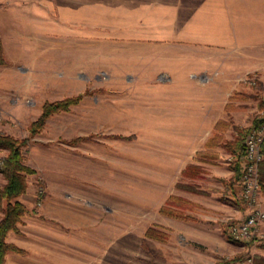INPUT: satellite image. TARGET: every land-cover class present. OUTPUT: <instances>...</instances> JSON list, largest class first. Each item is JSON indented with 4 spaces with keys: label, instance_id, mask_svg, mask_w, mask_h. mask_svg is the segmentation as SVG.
<instances>
[{
    "label": "rangeland",
    "instance_id": "1",
    "mask_svg": "<svg viewBox=\"0 0 264 264\" xmlns=\"http://www.w3.org/2000/svg\"><path fill=\"white\" fill-rule=\"evenodd\" d=\"M7 1L19 0L0 3ZM26 1L51 4L37 11L49 23L76 21L77 11L80 12L76 3L80 7L81 0ZM103 1L108 9L104 10L105 15L99 0H90L91 39L98 41L90 43L89 69H81L80 64V69L76 65L73 69L72 83L78 88L86 85L83 89L75 87L72 94L63 95L65 92L56 87L44 89L46 94L40 95L27 87L35 75L32 71H18L15 78L5 75L1 80L0 133L19 139L28 137L31 122L41 114H36L35 108L42 109L46 101L82 94L68 110L53 113L22 146L24 163L35 172L27 174V188L18 197L28 211L17 224L18 229L9 231L7 240L16 241L26 252H9L8 263L19 259L24 264H40L41 260L52 264H224L247 254L262 255V234L247 243L233 239V243H221L217 249L212 248L215 235L201 231L204 237L199 240L194 228L187 232L177 228L172 234L168 232L171 237L165 240L146 236L148 228L157 224L164 195L179 188L178 171L157 167L171 164L155 159L162 155L163 132L152 127L147 118L146 83L138 80L135 73L127 74L129 70L113 69L118 64L108 56L113 55L116 34L132 36L144 28L139 26L135 11L148 1ZM95 49H100L105 57H93ZM41 75L52 77L49 70L38 76ZM53 76L61 77L58 85L65 83L63 74ZM244 81L245 86L235 90L244 93L234 92V97L241 100L244 94L249 95L247 102H238L245 105L240 109L238 123L251 129L260 123L255 124L254 119L264 114V74L248 73ZM8 153L7 148L0 147V158ZM230 157L226 156V160L230 161ZM236 181L239 184V178ZM5 183L0 171V189ZM222 185L217 194L227 198L231 194ZM263 193L261 190V196ZM235 200L246 208L239 196L235 195ZM202 213L203 224L218 227L225 238L230 223L243 218L246 211L240 218L226 216L222 220L214 218L216 214L211 211ZM2 216L0 209V219Z\"/></svg>",
    "mask_w": 264,
    "mask_h": 264
},
{
    "label": "crops",
    "instance_id": "2",
    "mask_svg": "<svg viewBox=\"0 0 264 264\" xmlns=\"http://www.w3.org/2000/svg\"><path fill=\"white\" fill-rule=\"evenodd\" d=\"M147 1L135 11L139 26L144 28L132 36L116 34L113 55L108 57L118 64L113 69L129 70L127 74L135 73L146 83L147 118L152 127L163 132L162 155L155 159L171 164L157 167L178 171L179 188L164 195L159 209L171 195L178 197L179 209L185 206L183 199L194 204L185 210L194 219L160 212L157 224L151 226L160 225L171 234L177 228L184 232L194 228L195 238L202 240L204 233L215 235L212 248H221L219 244L233 243V239L225 234L223 238L218 227L205 226L202 211H211L221 220L226 216L240 218L245 211L244 204L235 200L240 187L231 158L236 159L240 150L236 127L249 126L238 123L240 109L245 107L238 102H247L249 95L244 94L241 100L234 95L244 93L235 90L245 86V75L264 74V0ZM76 4L80 10L76 21L58 24L49 23L37 13L51 4L26 0L0 3V37L7 60L0 65V83L5 75L15 78L18 71H32L35 75L27 87L40 95L46 94L44 89L58 87L63 95H70L75 87L80 88L72 83L73 69L75 65L80 69L79 64L81 69H89L90 43L98 40L91 39L90 0H81L80 7ZM98 5L105 15V2L99 0ZM92 51L95 58L105 57L100 49ZM47 69L52 77L38 76L46 74ZM61 74L65 83L58 85L61 77L53 75ZM41 111L35 108L36 114ZM228 155L230 161L226 160ZM188 164L203 168L201 175L183 176ZM219 184H224L231 195L220 197ZM261 200L264 206V193ZM260 230L264 233V222ZM259 253L264 255V249ZM4 264L24 263L19 259L8 263L5 259Z\"/></svg>",
    "mask_w": 264,
    "mask_h": 264
},
{
    "label": "trees",
    "instance_id": "3",
    "mask_svg": "<svg viewBox=\"0 0 264 264\" xmlns=\"http://www.w3.org/2000/svg\"><path fill=\"white\" fill-rule=\"evenodd\" d=\"M5 63L6 58L4 54L3 43L0 37V64ZM81 98L82 94L56 101H46L42 106V112L39 117L31 122L29 126L28 137L19 139L9 134L0 133V147L7 148L9 150V153L5 157L0 158V171L4 173L6 178L4 187L0 189V209L3 211V216L0 219V264H4L6 256L9 252H26V250L23 248L7 240V234L9 231L18 229L17 224L21 221L22 216L28 211L26 205L19 201L18 197L23 192H25L27 188V174L35 172L33 168L24 163L22 146L27 144L28 140L41 130L46 120L53 113L62 110H68L70 105L77 103ZM263 106L264 104L262 107ZM261 121V118L254 119L255 124H258ZM218 125H220V123L217 124V127ZM236 129L238 132L236 144L239 146L240 150L236 154L237 158L232 162L234 164L233 168L235 170V176L236 178H239L242 170L241 156L244 148L243 140L250 128L236 127ZM262 148L264 153V142ZM202 172L203 168L200 166L188 164L185 169L182 170V175L197 177L200 176ZM259 181L261 190L264 192V158L259 165ZM187 187L191 189L193 188L192 186ZM177 199L178 197L171 195L167 199L165 205L160 208L161 213L178 218L194 219L192 215L185 213L186 208H192L194 204L183 199V202L186 206L179 209L177 206ZM227 235L231 237L230 234ZM146 236L159 240H165L168 237V233L163 229L162 226L155 225L148 228L146 231ZM254 264H264V256L255 255Z\"/></svg>",
    "mask_w": 264,
    "mask_h": 264
},
{
    "label": "built area",
    "instance_id": "4",
    "mask_svg": "<svg viewBox=\"0 0 264 264\" xmlns=\"http://www.w3.org/2000/svg\"><path fill=\"white\" fill-rule=\"evenodd\" d=\"M254 80L251 78V82ZM264 99V95H263ZM262 121L248 131L244 138L241 156V175L239 177V197L245 203V216L230 223L229 234L232 239L247 243L255 235L264 234L260 226L264 222V206L261 200L259 165L264 158V114ZM254 256L247 254L242 259H229L224 264H253Z\"/></svg>",
    "mask_w": 264,
    "mask_h": 264
}]
</instances>
